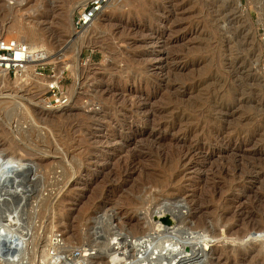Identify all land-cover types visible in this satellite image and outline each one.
<instances>
[{"label": "rangeland", "instance_id": "1", "mask_svg": "<svg viewBox=\"0 0 264 264\" xmlns=\"http://www.w3.org/2000/svg\"><path fill=\"white\" fill-rule=\"evenodd\" d=\"M80 1L0 0V37L46 47L70 95L47 108L48 76L0 77V158L28 165L24 197L0 214L22 202L31 240H3L0 264L18 251L14 264H56L55 233L82 264L89 245L172 207L190 230L212 227L210 259L264 264V0H115L83 40L69 29ZM14 10L23 31L8 27Z\"/></svg>", "mask_w": 264, "mask_h": 264}, {"label": "bare ground", "instance_id": "2", "mask_svg": "<svg viewBox=\"0 0 264 264\" xmlns=\"http://www.w3.org/2000/svg\"><path fill=\"white\" fill-rule=\"evenodd\" d=\"M86 1L87 0H82V1L78 2L75 6L72 7V9L70 10V13L68 15L71 16L72 13L74 12V10L79 9L81 6H83L86 3ZM112 1H115V0H108L107 4L103 7V9L100 12L99 16L93 21V23L86 30H84L82 33H79V35H78L79 39L83 40L85 38V36L89 34L88 31L91 30L92 28H94V29L95 28H97V29H101L102 28V25H103L102 24V19L103 18H101V17L104 15L105 8L107 6H109ZM135 5H137V4H135ZM117 6H119V5H117ZM141 6H143V8H144V5H141ZM14 11L16 13L18 10L17 11L14 10ZM142 11H143V9H142ZM149 11H147V12H149ZM133 14H134V12H133ZM131 15H132V13H131ZM19 18H20V14H18V13H16L12 17V22H10L11 24L8 26L9 29L10 28H15V30H17V31H23L22 28L20 27ZM150 19H152V18H150ZM69 20H70V23H69L70 28L69 29H73L72 28V22H71L72 20L71 19H69ZM116 24H117V22H116ZM33 27H29V28H31V33H34V32L36 33L37 30H35V29L33 30L32 29ZM122 27H123V25H122ZM126 27H129V25L126 26ZM120 28H121V26H120ZM133 28L134 27H132L131 29H133ZM19 33H21V32H19ZM30 37L34 38L35 34H32ZM37 37L40 39L41 35H40V37L37 35ZM28 38H29V35H28ZM36 40H37V38H36ZM29 42L30 43H28V44L31 47L32 46L33 47L36 46V45H33L32 44L33 42H31L30 40H29ZM40 46H43V45H40ZM79 52H80V49L77 48V50L74 52V57H75V61L74 62L78 61L77 58H78ZM74 64L67 65V68L71 69L72 71H74L76 69V65H74ZM8 76L9 75L5 71L0 70V77H2L3 81L8 79ZM28 76H29V74L26 76V78ZM252 79H255V78L253 77ZM13 81L14 82H21V81H24V80H23L22 77L15 76ZM48 81H49V78L46 77V82L44 83L45 86H46V83ZM217 81H218V79H217ZM7 82H8V80H7ZM212 82L214 83V81H212ZM215 83H216V81H215ZM221 105H223V104H221ZM224 106H225V104H224ZM219 107H221V106H219ZM104 135L106 136V134H104ZM131 135H133V134H131ZM137 153L132 152V153L129 154V156L131 157V160H134L136 157H138L139 154H137ZM148 153H149V151H148ZM25 162H27V161L25 160ZM25 162L20 160V159L14 158V157H12L11 159H6V157H5L4 160H3V158H0V202L1 203H2V200H4V202L7 201V200H10L9 198H13L14 199V197H20V198L24 197L23 192L26 189V188L24 189V185L25 184H23L24 183L23 181H24V178H25V173L24 172L28 169V165ZM18 171H20V172H18ZM14 201L16 202V200H14ZM11 202H13V200ZM9 203H10V201H9ZM13 204H11V205L13 206ZM21 204H22V202L20 203V205H17L15 207L13 206L8 211L4 210V212L0 214V244H2L3 240H5L6 242H9L8 245H14V246L19 244V243H21L23 245L25 243V246H26V243L27 244L30 243L31 240L29 241L26 238V236H25L26 232L23 231V229H25L26 227H25V224H24V226L22 224V216H23V214L21 216V211H20L21 209L19 210V207L23 205V204L22 205ZM173 204H175V203H173ZM112 210H113V208H112ZM166 211L159 210V208L156 209V210L153 209V211L151 213L157 214V216L155 215V219L153 218V220H154V222L152 221L153 224H150V223H148L146 221L145 223H147L146 225H148V227L145 228L146 225L144 224V222H142L145 225V226H143L145 228V231L147 229L146 233H144L145 231L144 232L141 231L142 234L139 233L140 235H137L138 234V232H137V234H136L137 236H134V235H132L133 234L132 232H134V231L131 232L132 234L130 232H129L130 234L126 233L127 235H123V233L121 231H117V230L115 232H111V234H110V232H108L110 234V236L107 237V240L105 239L106 237L104 238L106 240V242H102L100 240L102 243L97 244V245H99V247L97 245H96L97 247H94V245H93V247L91 248V246L89 245L90 248L87 249L86 251L84 250L86 254H89V256L85 255V253H84V255L87 256V257L85 258V262H83V263L89 264L91 262V260H92L93 255L98 253V255L100 254L99 255L100 257H98L97 260L98 259H103V260H105V264H111V263L112 264H116V263H120V264H221L218 258L217 259H210L208 257V252H207L208 250H211V251H209L210 253H214V251L216 250V249L214 250V248L211 249L212 241L214 240V237H216L214 235V233H212L213 230L212 231L209 230L212 227L211 228H207L206 227L205 229H201V233L199 232V230H190L191 228L189 229L188 228L189 226L185 227L184 226L185 224L183 223L184 220L187 219L188 216L183 215L179 211V209L178 210H174L173 207H172L171 210L169 209L167 212ZM24 213H26V212H24ZM165 213H167V215H165ZM153 216H154V214H153ZM166 216L167 217L169 216V222H167V223L163 221V218L166 217ZM172 216H173V218H172ZM146 217H147V215H146ZM174 220H176V223H174L175 222ZM177 220L178 221L180 220V222L183 223V225H180V222L178 224ZM250 220H251V218H250ZM194 221H198V220H194ZM202 221H201V223H202ZM173 223H174V225H173ZM214 223L216 224V222H214ZM257 223H256V225H257ZM134 225L136 227L142 226L141 223L139 224L137 222H135ZM167 225H168V227H167ZM169 225H171V226L169 227ZM259 225H260V223H259ZM195 226L198 227L199 223H196ZM195 226H193V228H196ZM204 226H207V224L204 225ZM261 226H262V224H261ZM209 227H210V225H209ZM243 228H242V230H243ZM130 229H132V227ZM28 230H29V228H28ZM103 232H104V230H103ZM252 232H255V231L253 230ZM92 233H93V231H92ZM160 233L162 235L158 236V234H160ZM257 233H256V235H257ZM104 235H105V233H104ZM257 236H259V235H257ZM109 239H111V241H109ZM3 243H5V242H3ZM244 243H245V241H244ZM61 247L63 248L64 244ZM16 248L17 249L15 251L18 250V247H16ZM24 249L27 250L28 248L26 249V247H25ZM29 250H31V247H30ZM10 251L13 252V249L9 250V252ZM218 251L220 252V249H218ZM19 252L20 251H18V253ZM18 253H17V255L19 256ZM80 253H81V251H80ZM22 254H23V251H22ZM82 254H83V252H82ZM12 255L13 254L11 253L10 256H12ZM14 255H15V258L18 257V256H16V252H15ZM14 255L11 258L7 256L9 258L8 261H7L8 264H10V263L14 264L15 262H17L16 259L14 258ZM49 255H50L49 254V249H47V250L45 249V255H44L45 259L49 258L50 257ZM4 257H6V256H4ZM80 257H82V256H80ZM18 258L20 259L21 257H18ZM0 260H4L1 249H0ZM6 260H7V258H6ZM76 260H78V259H76ZM19 261L20 260H18V264H23L22 261H20V262ZM82 261L83 260H81V262ZM24 262H26V261H24ZM235 262H236V260H235ZM99 263H100V260H99ZM73 264H74V262H73ZM230 264H231V262H230ZM233 264H237V263H233ZM240 264H244V262H242V263L240 262Z\"/></svg>", "mask_w": 264, "mask_h": 264}, {"label": "built area", "instance_id": "3", "mask_svg": "<svg viewBox=\"0 0 264 264\" xmlns=\"http://www.w3.org/2000/svg\"><path fill=\"white\" fill-rule=\"evenodd\" d=\"M108 0H87L86 3L77 9L72 18L74 34L82 33L99 16ZM49 53L44 46L31 47L23 40L16 38L0 37V70L5 71L9 76L22 77L24 81L28 74H34L37 78L48 76L42 104L49 107L64 106L69 103L70 95L61 84L60 77L55 66L51 65L48 59ZM23 81V82H24ZM52 249L50 262L56 264H73L80 256V250L63 251L62 237L55 233L51 239Z\"/></svg>", "mask_w": 264, "mask_h": 264}, {"label": "water", "instance_id": "4", "mask_svg": "<svg viewBox=\"0 0 264 264\" xmlns=\"http://www.w3.org/2000/svg\"><path fill=\"white\" fill-rule=\"evenodd\" d=\"M18 172H20V171H18ZM163 221L166 222V223L169 222V217H167V216L164 217V218H163ZM10 253H12V251H11Z\"/></svg>", "mask_w": 264, "mask_h": 264}]
</instances>
